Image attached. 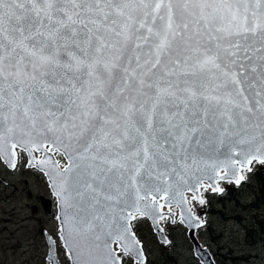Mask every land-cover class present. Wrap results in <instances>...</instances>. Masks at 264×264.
Listing matches in <instances>:
<instances>
[{"label":"snow or ice","instance_id":"6c2138e0","mask_svg":"<svg viewBox=\"0 0 264 264\" xmlns=\"http://www.w3.org/2000/svg\"><path fill=\"white\" fill-rule=\"evenodd\" d=\"M206 132L224 159L201 169L190 150ZM18 146L50 169L77 264H120L109 240L138 244L129 200L156 215L161 177L210 169L222 192L218 180L239 185L264 164V0H0V154L12 167Z\"/></svg>","mask_w":264,"mask_h":264},{"label":"rangeland","instance_id":"374dc122","mask_svg":"<svg viewBox=\"0 0 264 264\" xmlns=\"http://www.w3.org/2000/svg\"><path fill=\"white\" fill-rule=\"evenodd\" d=\"M18 164L9 170L0 158V264H49L46 234L55 241L60 264H70L59 232L56 201L43 172L26 166L25 152L17 149ZM39 156L40 152H34ZM60 166L63 156L55 151ZM241 184L218 180L222 192L202 189L199 200H188L189 207L201 223L195 237L217 264H264V164L253 161ZM41 197L52 201V212L46 213ZM160 226L168 239L162 242L150 221L140 213L130 225L142 245L144 261L139 264H201L193 251L177 206ZM121 264L134 260L115 243ZM66 251V252H65Z\"/></svg>","mask_w":264,"mask_h":264},{"label":"water","instance_id":"95a60500","mask_svg":"<svg viewBox=\"0 0 264 264\" xmlns=\"http://www.w3.org/2000/svg\"><path fill=\"white\" fill-rule=\"evenodd\" d=\"M48 147L52 148V145L49 143ZM17 149H20V150L25 152V155L27 158V161H26L27 167H29V168L34 167L37 170L43 172V174L47 180L48 186L50 188V191H51L52 195L55 197L56 216H57L58 223L60 225L59 236L61 238V241H62L64 248L66 249V251L70 257V260H71L70 264H77L76 252H77L78 245L80 244V240H79V238L75 237L74 235L70 236L66 230V226L64 224L63 216H62L60 197L57 195V189L55 187H53L52 179L49 176L50 169L46 166L35 165L33 163L32 155H30L27 151H25L23 148H21L19 146L17 147ZM17 149H16V156L14 158L15 165H17V162H18ZM54 151L55 150H53L51 153H49L47 158L57 161V159L53 153ZM190 151H191V154L193 156H195V158L197 159L199 167L201 169H204V163L205 162H214L217 159V157H219L220 160L224 159V157L219 154V152H223L224 149H220L219 152L216 151L214 136L210 132L205 133V135L201 139V142L199 145L194 143L192 145V148ZM4 152L10 153V149L8 148L7 145L4 146ZM40 153L41 154L39 156H35L36 159L45 158V154L43 152H40ZM59 153L63 156V158L65 160V163L61 166V167H63L64 165L67 164L68 158H67V156L63 155L61 152H59ZM33 155H35V154L33 153ZM253 155H258V153L253 152ZM0 157L8 169H14L16 167V166L12 167L11 163L8 161V158L5 155L0 154ZM257 161H259V160H257ZM162 171H163V169H162ZM226 171H230V170H226ZM177 172L179 173V175H177L176 173H171L168 176L161 177L154 185V188H158L159 191H152L151 195H155L157 197V201H158V198L164 197L165 192H167V199L163 198L164 203L177 206L180 218H181V215H183L182 222L187 228V235H188L190 241L193 243V251H194L195 256L198 258V260L200 261L201 264H217L215 262L214 258H212L210 252L206 248L202 247V245L198 242V240L195 237L196 228L201 223L200 219L195 217L194 214L192 213V211H191V213H189L188 209L190 207H189L188 203L187 204L180 203V200H181L180 193H183L184 196H185L186 191H191L194 193V191L192 189L198 188L199 185H201L204 182H207L210 185V187L212 188V187L216 186L214 183V181H216V177L210 169L204 170L202 172H196L195 169H193L192 171H190L189 173L186 174L183 171H181L179 168H177ZM237 174H239V172ZM197 176H201L199 183H197V179H196ZM209 177H212V179H210ZM223 180L234 181V179L232 178L231 175H228ZM146 194L147 193H145L143 191L141 192V195H146ZM41 202H42V206H43L45 212L51 213L52 207H53L51 199L41 197ZM132 204H133V201L130 199L129 200L130 206L127 207L126 211L132 213V215L134 216V214L139 213V212L136 211L135 207L131 206ZM136 207H139L140 211H145L146 210L145 201H140L139 205H137ZM160 214H161L160 210L157 209L156 215H152L150 213L149 215H145V216L150 221L154 232L158 236V239L162 242H167L168 239L166 238V236L162 230V227L158 223V218L160 217ZM129 225H130V221H129ZM130 232L134 234L131 225H130ZM134 239H135V241H138L135 234H134ZM46 240H47V244H48V251H47V257H46L48 263L49 264H60V262L57 258V255H56V247H55L54 239L52 238V236L50 234L47 233L46 234ZM126 242H127V246L130 249H132V251L128 252L127 254L134 260L135 264H139L141 261H144V259H145L144 252H143V248H142V245L140 244V242L138 241V244L134 243V241L131 237H126ZM115 243H117L122 248V250H123V247H122L121 242L119 240H114V241L109 240L110 247L112 248L113 252L115 253V256L118 257V255L116 254V251L114 249ZM69 257H68V259H69ZM103 258H104L103 254H101V259H103ZM119 260H120V258H119ZM120 264H121V262H120Z\"/></svg>","mask_w":264,"mask_h":264},{"label":"bare ground","instance_id":"6f19581e","mask_svg":"<svg viewBox=\"0 0 264 264\" xmlns=\"http://www.w3.org/2000/svg\"><path fill=\"white\" fill-rule=\"evenodd\" d=\"M54 153V155H55V151L53 152ZM56 157V156H55ZM56 159H57V157H56ZM246 170V169H245ZM239 174H243V172H239ZM202 185H204V187H200V185H199V191H200V194L202 193V189H210L211 187H210V185L207 183V182H204V183H202ZM194 193L193 192H191V191H186L185 192V196L187 197V200H191L190 198H191V196L193 195ZM158 203L159 204H163L164 205V207H163V209H159L160 210V212L163 214V216H164V219L166 218V216L168 215V212L167 211H169V205H171V204H166V203H164V200H163V197H160V198H158ZM164 219H160V217L158 218V223L159 224H161V222L164 220ZM60 226V225H59ZM64 247V246H63ZM65 249V248H64ZM66 252V251H65Z\"/></svg>","mask_w":264,"mask_h":264}]
</instances>
